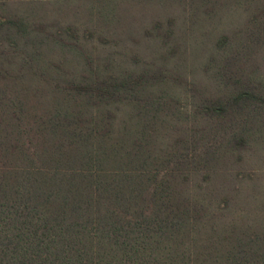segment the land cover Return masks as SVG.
<instances>
[{
    "label": "trees",
    "instance_id": "obj_1",
    "mask_svg": "<svg viewBox=\"0 0 264 264\" xmlns=\"http://www.w3.org/2000/svg\"><path fill=\"white\" fill-rule=\"evenodd\" d=\"M12 1L0 0V264H264V231L228 223L209 191L223 154L264 136V0H173L243 21L241 37L214 40V93L189 89L190 124L174 52L136 72L78 37L79 13L137 0ZM160 24L151 38L166 44L173 18Z\"/></svg>",
    "mask_w": 264,
    "mask_h": 264
},
{
    "label": "rangeland",
    "instance_id": "obj_2",
    "mask_svg": "<svg viewBox=\"0 0 264 264\" xmlns=\"http://www.w3.org/2000/svg\"><path fill=\"white\" fill-rule=\"evenodd\" d=\"M16 2L17 0H14L12 4ZM111 5L115 8L111 16L95 5L93 12L84 15L79 13L80 19L85 18L79 21V26H75L78 28V37L94 57L103 58L108 56L106 54H113L117 57L118 65L136 72L144 69L151 72L157 70L162 66L159 61L161 56L172 59L174 52L176 64L168 65L188 81L187 87L180 89L182 91L187 88V91L178 94V100L187 110L188 124L192 123L197 97L192 95L189 89L196 86L205 94L214 93L210 76L203 70L204 64L213 54L210 50L216 39L221 36L241 37L242 16L236 13L222 16L215 10V13L209 12L207 16L203 13L196 14L188 8L185 10L183 5L173 0H137L122 3L118 7L115 2ZM15 7H19L14 8L15 10H26L23 6ZM99 10L100 15L113 18V22L108 24L102 20L97 21ZM47 11L51 16L55 14V11L49 8ZM68 17L70 20L74 16ZM172 18L174 35L172 34L166 44L157 38H151L155 36L150 34V30L157 22H161L160 26L166 30ZM85 38L90 40L88 45ZM177 46L179 50H175ZM256 64H259L257 66L261 70L264 69V59L261 55L256 57ZM171 92L175 98L177 92L174 89ZM242 149L232 154H223V159L212 173L209 191L229 203V213L226 215L228 223L237 221L263 232L264 136L256 131L250 144Z\"/></svg>",
    "mask_w": 264,
    "mask_h": 264
}]
</instances>
